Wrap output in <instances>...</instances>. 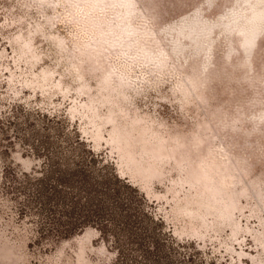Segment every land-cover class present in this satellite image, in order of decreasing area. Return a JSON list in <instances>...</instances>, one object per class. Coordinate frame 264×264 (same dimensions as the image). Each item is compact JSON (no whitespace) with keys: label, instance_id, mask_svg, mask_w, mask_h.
<instances>
[{"label":"rangeland","instance_id":"rangeland-1","mask_svg":"<svg viewBox=\"0 0 264 264\" xmlns=\"http://www.w3.org/2000/svg\"><path fill=\"white\" fill-rule=\"evenodd\" d=\"M0 117V184L40 171L33 140L92 149L167 235L264 264V0H0ZM16 205L0 189V264L116 261L92 226L36 242Z\"/></svg>","mask_w":264,"mask_h":264},{"label":"trees","instance_id":"trees-1","mask_svg":"<svg viewBox=\"0 0 264 264\" xmlns=\"http://www.w3.org/2000/svg\"><path fill=\"white\" fill-rule=\"evenodd\" d=\"M7 118L0 117V131H6V122L12 124ZM85 142L78 138L73 143ZM26 146L44 158L43 167L31 173L4 166L0 189L17 200L19 218L29 217L34 224L36 242L67 239L92 226L117 252L113 264L215 263L195 241L167 235L161 228L164 220L145 208L139 189L111 171L108 162L96 166L98 155L92 149L91 157L71 155L68 163L62 159L61 141L39 139Z\"/></svg>","mask_w":264,"mask_h":264}]
</instances>
